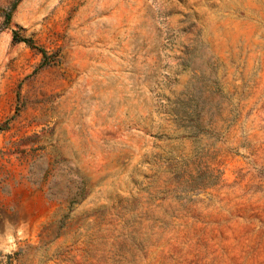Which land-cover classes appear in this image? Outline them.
<instances>
[{
	"label": "rangeland",
	"instance_id": "rangeland-1",
	"mask_svg": "<svg viewBox=\"0 0 264 264\" xmlns=\"http://www.w3.org/2000/svg\"><path fill=\"white\" fill-rule=\"evenodd\" d=\"M0 264H264V0H0Z\"/></svg>",
	"mask_w": 264,
	"mask_h": 264
},
{
	"label": "trees",
	"instance_id": "trees-1",
	"mask_svg": "<svg viewBox=\"0 0 264 264\" xmlns=\"http://www.w3.org/2000/svg\"><path fill=\"white\" fill-rule=\"evenodd\" d=\"M14 38L16 39V38H18V37L14 36ZM16 40H21V41L25 42L27 45H31V44H32V41H31V39H29V38L19 37V38L16 39Z\"/></svg>",
	"mask_w": 264,
	"mask_h": 264
}]
</instances>
